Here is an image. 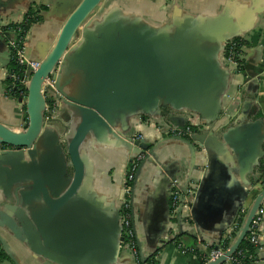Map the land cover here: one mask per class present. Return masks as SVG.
Segmentation results:
<instances>
[{
    "label": "crops",
    "instance_id": "1",
    "mask_svg": "<svg viewBox=\"0 0 264 264\" xmlns=\"http://www.w3.org/2000/svg\"><path fill=\"white\" fill-rule=\"evenodd\" d=\"M54 4V0H0V19L7 23L19 24L29 10L40 9V20L27 34L30 59L47 54L57 40L65 15L58 5L53 7ZM177 9L182 19L191 23L195 20L200 27L198 33L205 39L199 37L192 45L199 57L196 61L210 58L203 74L211 69L213 78L199 81L214 89L209 95L200 94L199 98L215 101L213 121L186 105L190 103H182L180 98L176 101L185 106L179 110L164 104L180 95L182 84L170 82L162 74L163 69L160 81L155 84L162 90L149 93V100L144 99L145 103L151 102L150 96L157 99V108L147 113L138 109L133 116L118 111V115L128 120L126 137L138 134L149 149L155 146L152 161L141 167L137 180L131 183L133 194L128 197L131 228L147 258L145 262L155 257L157 264H198L195 256L181 253L168 241L169 231L180 228L187 232L183 235L187 244L199 241L197 247L200 243L208 246L231 224L237 209L250 207L264 188V140L261 138L264 135V0H103L86 24L97 18L103 21L110 10L113 11L110 19H121L128 16H123L124 11L130 13L132 17H128L133 22L157 29L160 36H171L173 29H165V26L173 22ZM83 27L63 64L62 90H82L87 85L86 75L92 70L93 55L96 56L89 45L97 37L83 33ZM233 40L242 43L247 78L237 74L235 67L226 61L222 41L227 45ZM79 45V56H75ZM85 46L90 53L83 50ZM118 53L113 51L112 55ZM10 61L7 39L0 35V124L20 133L25 130L26 116L24 104L19 100L25 97L14 96L6 83L12 78L8 68ZM133 66L131 63L124 69L132 70ZM145 66L156 68L151 63ZM117 68L120 65L115 63L112 69ZM176 77L181 78L178 74ZM70 115L61 110L54 120L44 124L33 157L27 152L0 154V264H135L128 251L115 246L113 210L122 197L129 157L123 148L115 145L109 131L105 135L90 136L84 144L82 189L68 205L59 211L49 210L33 193L34 163L44 174L52 194L56 193V180L61 179L60 191L63 179L73 176L62 139L63 127L71 126ZM258 122L261 123V126L257 124L258 130L246 136L244 127ZM178 124L195 128L193 134L183 138L187 142L165 134L168 126ZM117 129L110 131L117 134ZM52 131L58 135L57 144ZM73 134L71 130L66 135L70 139ZM194 139L205 142L208 155L204 144ZM58 145L63 148L66 159L63 162L66 176L62 175L57 159ZM206 164L211 171L206 172ZM175 181L180 188L196 192L192 210L199 227L185 212L175 221L171 217ZM191 230L195 231L197 240L189 237ZM134 241L136 246V239ZM136 250L142 264L137 246Z\"/></svg>",
    "mask_w": 264,
    "mask_h": 264
},
{
    "label": "water",
    "instance_id": "2",
    "mask_svg": "<svg viewBox=\"0 0 264 264\" xmlns=\"http://www.w3.org/2000/svg\"><path fill=\"white\" fill-rule=\"evenodd\" d=\"M54 1L55 4L53 7L58 5L59 11L65 15L64 23L51 51L31 59L38 64V68L35 72H27L30 80L26 89L25 100H19V103L24 104L26 116L25 130L17 133L0 124V146L11 149L3 151L0 148V154L27 152L29 156H34L35 145L38 144L44 124L55 118L44 120L46 102L42 94V85L47 78H50L54 81L55 89L52 92V102H55L56 105V115L60 113L61 110L67 113L70 112L71 114L69 117L71 126L63 127L62 139L66 144L67 158L73 169V176L67 179L63 177V188L60 191L58 186L61 179L56 180V193L52 194V191H50L51 189H49L45 183L44 174L39 171V168L34 163L32 190L33 193L38 196L37 198L40 200L41 205L43 204L42 206L52 211H59L74 200L82 189L85 167L81 158V150L90 136L99 134L105 135L106 131H109L115 140V145L126 151L129 162L140 158L134 180H137L141 167L146 162L152 161V152L155 146L149 149L144 138L140 142L134 143L132 139L135 135L126 137L124 131H126L125 128L128 126V120L118 115V111L133 116L137 114L138 109L143 110L144 112L142 113H147L149 110L155 107L157 108L159 105L157 99L150 96L151 102L149 103H145L144 99L149 100V93L151 95L152 93H158L162 90L158 86H155V84L160 81V70L163 69L162 74H164L165 78L170 82L179 81L182 84L180 95L171 100H166L164 104H168L171 108L179 110V108L185 106V104L181 105L182 103H190L186 105L199 111L204 116L208 117L209 120H212L213 109H215L216 103L211 99L208 102L206 99L203 100L199 98L200 94L209 95L210 91L214 89L213 87L203 86L202 83L205 82L199 81V79L203 78L209 80L213 78V73L210 72L211 69L207 70L206 75L203 74V69H207L206 65L210 61V58L196 61V58L199 57L196 55V51H194L195 46L192 45V42L197 38L199 39V37H201L200 40L204 41L205 39L198 33L200 27L196 24L195 20L191 23L189 20L182 19L179 9L173 14V22L169 26H165V29L166 27L167 29H173V34L171 36L167 34L160 36L157 29H150L147 26L133 22V20L128 17L131 16L130 13L124 11H122L123 16L125 14H128V16L126 15V17L123 18L121 16V19H110V16L113 15V11L110 10L103 16H106L103 21H97V18L91 23L86 24V21L95 13L103 0ZM52 12L53 9L51 13ZM100 14L101 11L97 13V15ZM82 27L84 30L83 33L87 32L90 33L93 38L97 37L94 39V42L89 45L90 50H93L91 53H96V56L93 55L92 70L86 75L87 85L85 88L76 91L72 89L64 90V88L62 90L60 79L64 72L63 64L70 50H73L71 49V44ZM222 43L223 50L225 49L224 47H226V41H222ZM86 47L87 46L82 47L83 50L85 49L90 53V50ZM79 48L80 45L76 49L77 52L74 53L75 56H79ZM136 50H140L141 52H135ZM113 51L119 52V57L115 54L112 55ZM96 62H98V64H96ZM115 63H118L120 68L113 70L112 67H114ZM131 63L134 65L132 70L124 69ZM148 63H151L153 67L155 66L156 68L145 66ZM177 74L180 75L181 78L176 77ZM246 74L247 73L243 71L244 78L247 76ZM219 79L220 81L222 80V78ZM248 80L250 79L246 81ZM167 91L169 92L170 89H167ZM138 96L141 97L137 98ZM178 98L182 99L183 102L178 103V101H176ZM139 116H143V114H139ZM257 124L261 126V123L258 122L256 125L244 127L243 130L246 131L244 134L249 136L253 131L258 130ZM173 127L179 129L184 128L181 124ZM191 127L193 126L191 125ZM113 128H118L117 134L110 131ZM71 130H74V134L69 139L66 134ZM52 133L55 138L57 137L55 142V144H57L58 135L53 131ZM261 138L264 140V135L261 136ZM172 139L187 142L186 139L183 138ZM194 140H197L199 142L198 144H204V146H202L205 149V154L208 155L205 142L202 139ZM56 150L57 159L61 163V173L63 176H66V164L63 165V162H66L63 155V148L58 145ZM140 156L143 157L141 158ZM205 168L206 172L209 170L211 171L209 164H206ZM188 189L187 187L180 188L182 199L180 200V205L174 221L179 218L181 212H185L189 215V218L191 217L195 225L199 227L195 222L192 210L196 196L195 191L192 192L191 197L186 199L190 210L186 211L182 207L185 201L183 198H185ZM133 190L134 188L132 187L130 191L131 195L133 194ZM124 191L125 189L123 188L122 196ZM263 202L264 188L257 195L254 203L248 207L241 227L228 250L218 260L206 264H224L227 259L235 253L239 246L245 241L244 238L247 233H249L251 222L258 209L262 208ZM122 204L123 199L121 197L119 206L113 210L116 229L115 246L117 249L126 250V248H123L124 239L122 237V228L120 224V207ZM242 208L243 206L237 209L234 220L224 232L232 226ZM169 232L171 233L168 237L169 242L178 235H187V232L180 228L177 231L171 229ZM224 232L220 233L216 240L210 241L208 247L214 246V249H217ZM188 235L196 240L198 239L194 230H191V233L188 232ZM135 239L140 261L142 264H145L147 258L143 256L138 238ZM200 241L203 240L200 239ZM263 252L264 249L256 252V261L252 264H264Z\"/></svg>",
    "mask_w": 264,
    "mask_h": 264
},
{
    "label": "built area",
    "instance_id": "3",
    "mask_svg": "<svg viewBox=\"0 0 264 264\" xmlns=\"http://www.w3.org/2000/svg\"><path fill=\"white\" fill-rule=\"evenodd\" d=\"M20 24V23H19ZM19 24H13V23H7L5 21H2L0 19V35L3 37H8V32L11 33L10 38L8 39V47L10 49V52L12 53V57L15 61V63L23 69V74L18 78L14 77V79L17 82V86L22 90L26 92L27 86L29 84L30 77L27 75L28 71L35 72L38 68V64L34 61H32L27 54V34L22 35L21 31L19 29H14L5 32V29L12 25H19ZM227 46V45H226ZM54 81H52L50 78H47L45 82L42 85V94L44 96L46 106L44 110V114L46 116V119L44 120H51L50 118L55 117L54 113V107H56L55 102L48 103V99H53L52 92L54 91ZM48 103V105H47ZM53 105V106H51ZM195 131V128L191 126H186L183 129H179L177 127H171L169 129L168 134L170 136H173L174 138H186L193 134ZM133 142H140L143 140V137L141 135H136L133 139ZM141 158L143 156H140ZM135 159L132 160V162H128V170L125 174V182H124V194L122 196L123 204L120 207V215H121V228H122V237L124 239L123 244H127L129 246L130 252L132 253V256L134 258L135 264H139V259L137 256V250L135 246V238L133 234V230L131 228L130 224V214H129V205H128V197L130 195L131 191V183L134 180V175L137 171L139 160ZM192 190L188 189L187 194L185 198H183L185 201L183 203V209L186 211H189V205L186 199L188 197L192 196ZM181 191L178 185V181L173 182V189L171 192V204H170V211L171 216L174 219L176 217V212L180 205L181 198ZM247 206H243V208L240 210L235 222L232 224V226L226 230L223 233V236L221 238L220 244L217 246V249H210L211 247H208L204 243H200L199 250L206 253V263L214 262L218 260L221 256L224 255V253L228 250L230 247V244L232 243L235 235L238 233L242 221L244 220L246 213H247ZM244 242H247L250 246L255 248L256 252L262 251L264 249V209L259 208L258 211L255 214L254 219L251 222L249 233H247L246 237L244 238ZM197 245L199 244V241H197ZM223 242L228 243L226 247H223ZM178 249L181 253L186 254L187 252H192V249L188 250L182 243L177 245ZM240 247V246H239ZM237 256L243 255L242 251H239V248L235 251ZM230 256L227 259V264L234 263L236 261V258H231Z\"/></svg>",
    "mask_w": 264,
    "mask_h": 264
},
{
    "label": "trees",
    "instance_id": "4",
    "mask_svg": "<svg viewBox=\"0 0 264 264\" xmlns=\"http://www.w3.org/2000/svg\"><path fill=\"white\" fill-rule=\"evenodd\" d=\"M40 10V9H39ZM39 10L35 9V10H29L27 12V14L24 17V20L21 24L19 25H12L9 26L5 29V32L7 34L8 31L10 30H14V29H19L22 33V35H26L31 26L34 25L35 23L38 22V20H40L39 17ZM8 35H11V33L8 32ZM239 41L237 40V43ZM9 71H10V76H14L16 77H20L23 74V69L21 67H19L11 54V61H10V65H9ZM10 92L16 96L19 97V91L17 90V88L15 87V83L13 82V79L10 78L8 79V81L6 82ZM184 236L183 235H178L176 236L171 243H173L175 246L179 245L180 243H182L186 248H188V250L192 249V252H187L186 255H192L195 256V258L198 260V264H206V253L199 250V248L197 247V242L193 241L191 244H187L184 241ZM228 245V243L223 242L222 246L226 247ZM213 247H211L210 249H213ZM239 251H242L243 255L241 256H237L236 254H233L231 258H236V261L234 263H230V264H252L253 262L256 261V251L255 248H253L252 246H250L247 242H243L240 247H239ZM145 264H157V261L155 259V257L150 258ZM224 264H227V262H225Z\"/></svg>",
    "mask_w": 264,
    "mask_h": 264
},
{
    "label": "flooded vegetation",
    "instance_id": "5",
    "mask_svg": "<svg viewBox=\"0 0 264 264\" xmlns=\"http://www.w3.org/2000/svg\"><path fill=\"white\" fill-rule=\"evenodd\" d=\"M22 23V22H21ZM20 23V24H21ZM11 35H8V37H4L5 39H7V46H8V39L10 38ZM9 48V47H8ZM10 50V49H9ZM11 53V52H10ZM12 54V53H11ZM225 58H226V61L230 64V65H233L235 67V70L237 71V74H240V75H243V71H244V67H245V64H244V59H243V52H242V43L239 41L237 43V40H233L231 43L227 44L226 48H225ZM12 79H13V82L15 83V87L17 88V90L19 91V95L21 98H24L26 96V92L25 91H22L18 86H17V82L16 80L14 79V77L11 75ZM247 78V76L245 77ZM53 99H48L47 102L50 104V103H53L52 102ZM47 103V105H48ZM53 106V105H51ZM54 115H56V107H54ZM44 118L46 119V116L44 114ZM52 119V118H50ZM186 127V126H184ZM169 129H171V127H167L166 129V136H168V138H174L173 136H170V134H168V131ZM136 136V135H135ZM165 136V137H166ZM0 148L3 150V151H7V150H11L10 148L8 147H1ZM127 170H128V165H127ZM127 172V171H126ZM123 248H126V250L130 253V255L132 256V253L130 252V249H129V246L126 244H123Z\"/></svg>",
    "mask_w": 264,
    "mask_h": 264
}]
</instances>
